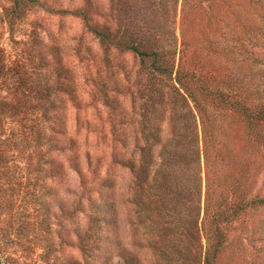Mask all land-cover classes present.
<instances>
[{
  "label": "rangeland",
  "instance_id": "obj_1",
  "mask_svg": "<svg viewBox=\"0 0 264 264\" xmlns=\"http://www.w3.org/2000/svg\"><path fill=\"white\" fill-rule=\"evenodd\" d=\"M16 1L0 0V264H119L116 256L92 261L76 234L87 229L90 197L97 195L95 166L116 179L125 244L143 264H153L149 248L130 244L132 175L112 157L122 145L121 115H138L126 74L140 59L118 50L107 55L90 27L113 30L123 21L132 30L150 27L152 42L162 43L177 63L199 59L223 75L243 56V69L256 72L264 70V0H36L21 17L14 13ZM46 94L49 118L40 106ZM236 121L231 173L245 165L241 180L252 187L247 199H264V147H245V129ZM58 122L65 125L60 135L52 129ZM44 135L59 145L74 139L79 170L75 153L59 152ZM217 169L210 174L215 183L230 174ZM243 212L218 264H264V203ZM115 252L114 245L108 254Z\"/></svg>",
  "mask_w": 264,
  "mask_h": 264
},
{
  "label": "trees",
  "instance_id": "obj_2",
  "mask_svg": "<svg viewBox=\"0 0 264 264\" xmlns=\"http://www.w3.org/2000/svg\"><path fill=\"white\" fill-rule=\"evenodd\" d=\"M27 2L36 0L16 1L17 17L23 15ZM75 14L88 19L83 10ZM90 28L107 55L118 50L140 59L138 69L126 74L128 88L137 95L138 115H121L122 145L112 153L114 164L132 175L127 197L134 213L130 244L149 248L153 264H218L230 245L233 223L246 214L248 205L264 203L263 198L247 199L252 187L241 180L245 165L231 173L233 122L243 124L245 147H264L260 127L264 124V70L243 69L242 56L240 61L232 60L228 74L220 75L217 67H206L199 59L174 61L162 43L152 42L150 27L132 30L123 21L113 30ZM46 95L40 105L46 114L43 118H49L52 104H47ZM55 124L57 128L52 129L62 134L63 122ZM43 137L49 145L57 144L58 139ZM55 146L59 152L75 153L79 148L74 139ZM77 155L73 165L79 170ZM215 168L217 174H230L217 177L215 183L210 178ZM100 173L95 166L91 187L97 185V195L90 197L87 229L76 230L81 248L92 261L116 256L119 264H143L121 235L116 179L109 169L104 176ZM114 245L115 254H108Z\"/></svg>",
  "mask_w": 264,
  "mask_h": 264
}]
</instances>
